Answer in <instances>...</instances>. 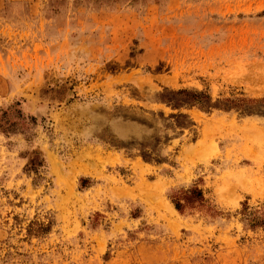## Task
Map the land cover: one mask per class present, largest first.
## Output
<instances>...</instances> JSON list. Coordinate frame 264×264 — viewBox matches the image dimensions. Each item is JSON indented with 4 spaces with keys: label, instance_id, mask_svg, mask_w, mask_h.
<instances>
[{
    "label": "rangeland",
    "instance_id": "1",
    "mask_svg": "<svg viewBox=\"0 0 264 264\" xmlns=\"http://www.w3.org/2000/svg\"><path fill=\"white\" fill-rule=\"evenodd\" d=\"M0 264H264V0H0Z\"/></svg>",
    "mask_w": 264,
    "mask_h": 264
}]
</instances>
